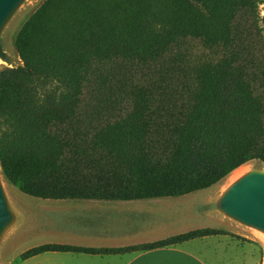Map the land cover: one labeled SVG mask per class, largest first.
<instances>
[{
    "label": "trees",
    "instance_id": "1",
    "mask_svg": "<svg viewBox=\"0 0 264 264\" xmlns=\"http://www.w3.org/2000/svg\"><path fill=\"white\" fill-rule=\"evenodd\" d=\"M264 0H44L0 70V164L43 199L134 200L209 188L264 163ZM227 234L47 252L147 251Z\"/></svg>",
    "mask_w": 264,
    "mask_h": 264
},
{
    "label": "crops",
    "instance_id": "2",
    "mask_svg": "<svg viewBox=\"0 0 264 264\" xmlns=\"http://www.w3.org/2000/svg\"><path fill=\"white\" fill-rule=\"evenodd\" d=\"M184 196L186 195L134 200L51 199L47 209L57 211L63 217L59 222V229L47 230L58 233L59 239L47 243L89 248H121L186 233L188 231L175 230V224L179 220L177 217L165 215L156 207L158 203ZM215 215L222 221L228 220ZM40 221V217L33 219L38 225ZM52 224L49 226H55ZM224 235L195 238L147 251L111 254L47 251L22 259V253L35 247L30 246L22 250L9 264H244L243 258L238 254L242 247L228 244L223 240ZM210 239L214 240L210 242Z\"/></svg>",
    "mask_w": 264,
    "mask_h": 264
},
{
    "label": "rangeland",
    "instance_id": "3",
    "mask_svg": "<svg viewBox=\"0 0 264 264\" xmlns=\"http://www.w3.org/2000/svg\"><path fill=\"white\" fill-rule=\"evenodd\" d=\"M44 0H24L0 33V43L5 53V58H0V70L6 67L20 65L21 59L15 47L16 36L29 18V16L42 4ZM264 14V4L261 5ZM244 171L264 170V163L254 160L243 166ZM0 177L10 202L23 221L22 227L15 231L6 232L0 244V264H9L22 251L30 246H38L58 238V233L48 232L51 228L59 229V222L63 217L59 212L49 211L51 199H43L30 196L17 190L18 194H12L8 190V179L0 172ZM231 176L219 183L202 190L190 193L184 197L174 198L172 201L158 203L157 210L165 215L177 217L175 230L189 231L196 228H221L227 232L223 240L228 244L241 246L238 252L243 258L244 264H264V233L232 220L222 221L215 215L212 209V201L221 195L231 183ZM40 217L38 224L34 218ZM52 222H54L52 224ZM50 223L55 226H49ZM174 230V229H171ZM212 242L214 239H210ZM242 253V256H241ZM244 253V254H243ZM214 264V263H213ZM239 264V263H235Z\"/></svg>",
    "mask_w": 264,
    "mask_h": 264
},
{
    "label": "water",
    "instance_id": "4",
    "mask_svg": "<svg viewBox=\"0 0 264 264\" xmlns=\"http://www.w3.org/2000/svg\"><path fill=\"white\" fill-rule=\"evenodd\" d=\"M23 1L0 0V33ZM5 56L0 43V58ZM212 205L215 214L264 233V170L245 171L212 201ZM20 215L24 216L9 201L0 177V244L6 232L12 234L22 227Z\"/></svg>",
    "mask_w": 264,
    "mask_h": 264
},
{
    "label": "bare ground",
    "instance_id": "5",
    "mask_svg": "<svg viewBox=\"0 0 264 264\" xmlns=\"http://www.w3.org/2000/svg\"><path fill=\"white\" fill-rule=\"evenodd\" d=\"M0 172L1 173L3 172L2 169H1V166H0ZM244 172L245 171L243 169V166H241V167L237 168L236 170H234L230 174V176H231V178H230L231 183L234 182V181H236V180H238L244 174ZM7 186H8L9 192H11L12 194H18L17 193L18 188L16 186H14L11 182L8 181ZM15 188H17V190H15Z\"/></svg>",
    "mask_w": 264,
    "mask_h": 264
}]
</instances>
